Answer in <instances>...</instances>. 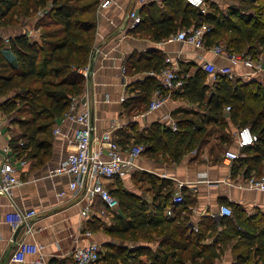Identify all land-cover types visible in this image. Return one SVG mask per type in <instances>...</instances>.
<instances>
[{"label": "trees", "instance_id": "trees-1", "mask_svg": "<svg viewBox=\"0 0 264 264\" xmlns=\"http://www.w3.org/2000/svg\"><path fill=\"white\" fill-rule=\"evenodd\" d=\"M239 2L240 8L216 15L201 13L199 7L186 0H167L165 10L155 7L160 17L152 7L140 14L141 20L134 28L145 25L147 34L158 41L182 28L206 23L210 30L205 35V45H215L224 39L228 53L254 58L259 52L255 41L264 44V0ZM98 4L99 0H0L3 30L9 21L20 20L17 12L35 13L38 19L34 26L42 28L34 40L21 32L11 36L8 43L0 40V111L8 114L12 124L14 114H23L14 121L18 132L9 139V144L27 160L47 147L55 119L65 114L72 97L83 90L87 77L79 69L90 66ZM126 64L128 71L137 73L159 72L164 66L161 57L153 52L140 54ZM183 77V85L173 96L196 103L204 113L192 111L194 116L179 120L175 130L152 125L146 133H139L132 144L143 145V153L159 152L178 161L208 140L212 132L210 123L221 134L220 143H232V131L227 130L230 121L237 129L249 126L257 136L232 162V171H241L244 177L264 173V82L219 76L209 83L201 67ZM159 86L154 75L146 78L137 106H146ZM227 106L229 110L225 109ZM116 140L123 147L128 145ZM146 178L152 180L153 176ZM153 184L158 193L150 202L121 189L110 190L118 196L124 215L117 214L115 224L105 230L120 240L156 242V249L147 245L128 249L119 242L108 243L106 251L101 252L100 264H216L232 240L231 248L243 246L234 264H264V214L247 216L241 205L226 203L231 216H222L220 221L208 220L192 230L188 215L178 213L168 217L165 213L167 207L187 212L185 197L181 204H174L169 181L158 180ZM218 224L221 230L217 229ZM207 234L213 240L202 243Z\"/></svg>", "mask_w": 264, "mask_h": 264}, {"label": "crops", "instance_id": "crops-1", "mask_svg": "<svg viewBox=\"0 0 264 264\" xmlns=\"http://www.w3.org/2000/svg\"><path fill=\"white\" fill-rule=\"evenodd\" d=\"M105 1V6L100 5V0L97 6L95 41L89 75L86 76L87 80L82 92L77 95L76 104L77 109L89 108L94 126L93 136L110 131L121 143L131 145L139 133H146L152 125L169 126L170 122L176 124L181 119L193 117L192 111L204 113L196 103H188L184 98L173 95L167 98L160 108L148 110L152 95L146 106L142 104L138 107L140 102L137 98L141 94V84L153 74L128 71L126 63L140 54L149 55L153 52L161 57L164 65L165 58L171 57L178 71H182L180 74L187 77L200 68L204 61H213L221 65L226 64L227 59L212 53L211 47L214 45L209 44L196 49L181 41L171 40L178 31L187 28H182L169 37L156 41L147 34L145 25H139L134 29L130 27L131 11H136L140 15L150 11L152 7L165 10L167 0ZM202 2L199 9L203 14L215 12L218 15L227 12L230 8H240L239 0H202ZM156 8L155 12L160 17ZM17 28H8L4 32L10 36L20 32L25 33V29L18 32L19 28ZM252 59L260 66L259 69L238 63L232 67V77L263 81L264 53L258 52ZM123 67H125L124 73ZM154 77L159 84L158 77L155 75ZM123 96L125 99L122 100ZM128 102L131 104L127 105ZM3 118L0 111V149L9 142V134L12 137L18 132V130L13 131L14 124L10 121L6 124ZM208 125L209 128L213 127L211 133L219 134L214 123ZM228 126L227 130L232 131L233 137L230 144L220 143L219 139L213 142L212 137L209 136L206 142L178 161L167 159L159 152L142 153L135 159V167L131 174L106 179L105 183L112 191L121 189L122 192L132 193L150 202L158 193L153 183L158 180L169 181L172 197L178 192L185 197L187 212L181 209L180 211L176 207L172 209L171 215L166 214V216L174 217L178 213L188 215L192 230L198 229L200 224L208 220L220 221L222 219L218 214L220 204H239L247 216L264 214V191L238 188L235 182L243 177L241 171H232V164L229 165L223 160L226 149H236L237 126L230 121ZM9 127L12 130H8ZM55 127L60 129L58 134L53 132ZM76 128L77 125L67 120L64 115L58 116L50 129L47 147L41 148L38 155L29 158L23 167H17L16 172L22 183L14 189L12 197L0 196V264H33L34 255H25L22 260H16L13 256L16 241L21 238L37 243L41 247L44 260L51 264H76L73 251L90 242L99 244L102 254L109 247L108 243L113 242L116 244L119 242L128 249L145 245L153 250L156 249V242L142 239L120 240L105 230L115 224L117 214L124 215L118 196L115 195L118 200L116 209L108 211L105 215L94 212L89 217H83L80 211L85 199L82 194L75 196L69 191V176L47 175L50 169L56 167L72 151L73 146L70 141ZM96 141L94 139V144L98 143ZM128 145L124 148L127 149ZM148 175H152L153 179L146 178ZM179 182H182L181 186ZM61 190L66 191L64 196L58 195ZM100 206L98 203L95 208ZM29 209L36 210V216L21 225L19 234L13 240L14 232L4 221V214L11 210ZM221 228L218 224L217 229L221 230ZM212 240L213 237L207 234L201 242L210 243ZM233 241L224 248L216 264L235 263L236 256L243 246L233 249L231 248Z\"/></svg>", "mask_w": 264, "mask_h": 264}, {"label": "built area", "instance_id": "built-area-1", "mask_svg": "<svg viewBox=\"0 0 264 264\" xmlns=\"http://www.w3.org/2000/svg\"><path fill=\"white\" fill-rule=\"evenodd\" d=\"M193 6L201 7L202 0H186ZM100 5H106L105 0H100ZM202 11L204 9L202 8ZM41 13V12H39ZM129 16L132 20L131 28L140 22V15L136 11H131ZM27 36L34 40L36 38V30L26 26ZM210 27L206 23H201L198 26L189 27L178 31L171 40H178L196 49L205 47V35L209 32ZM0 26V40L3 43H8L10 35L4 32ZM214 55L222 56L227 59L226 64L217 65L213 61H204L201 68L207 74L208 82H214L219 76H233V65L242 63L249 68L259 69L251 57H242L236 53H228L224 50L221 44H216L211 47ZM79 71L85 76L89 75V66L80 68ZM124 73L125 67L122 68ZM158 77L160 83L159 88L155 89L152 98L148 104V110L160 108L167 98H170L173 93L178 90L184 83L183 75L178 71V68L173 63L171 57L165 58V65L159 72H150ZM264 82V80H263ZM125 97H122V100ZM78 98L72 97L71 103L64 116L67 120L75 123L77 128L71 139L72 151L62 160L56 167L48 171V176L67 174L69 176L68 189L72 195L82 194L85 199V204L82 207L80 214L83 217H89L92 213L105 215L108 211L116 209L118 200L111 193L110 188L105 183L106 179L116 177H124L131 174L135 167V159L139 157L144 150L143 145L131 144L127 149L124 148L113 137L110 131H104L97 136H93L94 126L91 120V113L88 107L77 109ZM229 106L225 109L229 110ZM172 129H176V124L170 122ZM54 134H58L60 129L55 127ZM236 149H226L224 151L223 160L229 165L242 155L241 150L252 145L257 136L251 131L249 126H243L236 131ZM11 138V134L8 135ZM94 139L96 143L94 144ZM27 159L15 152L9 142L5 143L0 149V196L11 198L14 189L22 182L17 175V167L24 166ZM236 186L241 189L264 191V173L251 174L248 177H242L235 182ZM182 182H179V186ZM65 190L58 192L59 196H64ZM184 197L181 192L176 193L172 197L174 204H181ZM101 206L95 208L97 204ZM167 215H171L173 210L167 207L165 210ZM218 214L221 216H231V208L226 204H220ZM36 216V210L29 209L25 211L11 210L4 214V221L9 225L14 232L15 229L27 222L28 219ZM102 248L95 242L87 243L84 246L77 247L73 251V258L76 264H100ZM25 255H34L33 264H51L44 260L41 252V247L34 242L27 241L24 238L16 241L14 250V258L22 260ZM258 264V263H253Z\"/></svg>", "mask_w": 264, "mask_h": 264}, {"label": "rangeland", "instance_id": "rangeland-1", "mask_svg": "<svg viewBox=\"0 0 264 264\" xmlns=\"http://www.w3.org/2000/svg\"><path fill=\"white\" fill-rule=\"evenodd\" d=\"M39 15H41V13H39L38 12V16ZM16 16H14V18H15ZM17 17H19L18 19H20L19 21H9V25H8V27L5 29V30H7L8 28L10 29V28H12V27H18L16 30L18 31V32H20V31H23L25 28H26V26H29V27H32V28H34L37 32H36V37H37V35H38V33H39V31H41V29L42 28H37V27H35L34 25H35V22H36V19H38V17L37 16H35V13L33 14V13H31V14H28V15H25V14H23V13H18L17 12ZM25 32H26V29H25ZM216 43H218V44H221L223 47H227L228 45H227V43H226V41L224 40V39H220V40H218V41H216ZM5 44V43H4ZM255 49L257 50V51H259V52H262V53H264V44H259V42L258 41H255ZM10 57H12L13 58V55L12 54H10ZM19 115H23L22 113L20 114V113H17V114H14L12 117H11V120H12V122H13V124H14V127L12 128L13 129V131H17L18 130V126H17V124H15L14 123V121H17V117H20ZM3 119L6 121V124H8L7 122L9 121L8 119V114H6V115H4L3 114ZM208 127H209V125H208ZM211 128H213V127H211ZM236 128V127H235ZM217 130V129H216ZM218 132V131H217ZM219 133V132H218ZM223 133V132H222ZM220 133L219 134H214V133H211L210 134V136L212 137V141L213 142H216V141H218V138L220 137ZM215 138H217V140H215Z\"/></svg>", "mask_w": 264, "mask_h": 264}, {"label": "water", "instance_id": "water-1", "mask_svg": "<svg viewBox=\"0 0 264 264\" xmlns=\"http://www.w3.org/2000/svg\"><path fill=\"white\" fill-rule=\"evenodd\" d=\"M22 226H19L15 229L14 233H13V240L16 239L17 235L19 234L20 230H21Z\"/></svg>", "mask_w": 264, "mask_h": 264}]
</instances>
